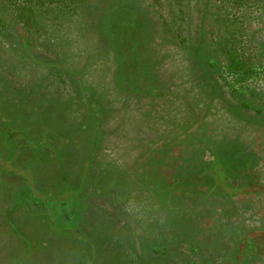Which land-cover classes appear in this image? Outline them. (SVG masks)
Instances as JSON below:
<instances>
[{"label":"rangeland","instance_id":"obj_1","mask_svg":"<svg viewBox=\"0 0 264 264\" xmlns=\"http://www.w3.org/2000/svg\"><path fill=\"white\" fill-rule=\"evenodd\" d=\"M201 7L0 0V264H264V72Z\"/></svg>","mask_w":264,"mask_h":264},{"label":"trees","instance_id":"obj_2","mask_svg":"<svg viewBox=\"0 0 264 264\" xmlns=\"http://www.w3.org/2000/svg\"><path fill=\"white\" fill-rule=\"evenodd\" d=\"M207 50L220 51L231 73L264 72V0H196ZM16 8L57 3L71 9L86 0H7ZM253 22L256 26L253 27ZM254 33V34H253Z\"/></svg>","mask_w":264,"mask_h":264}]
</instances>
